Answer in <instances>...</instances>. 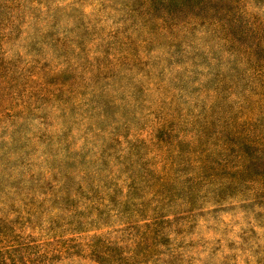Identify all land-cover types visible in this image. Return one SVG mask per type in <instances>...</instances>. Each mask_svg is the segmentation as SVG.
I'll list each match as a JSON object with an SVG mask.
<instances>
[{
    "label": "rangeland",
    "instance_id": "obj_1",
    "mask_svg": "<svg viewBox=\"0 0 264 264\" xmlns=\"http://www.w3.org/2000/svg\"><path fill=\"white\" fill-rule=\"evenodd\" d=\"M0 264H264V0H0Z\"/></svg>",
    "mask_w": 264,
    "mask_h": 264
}]
</instances>
